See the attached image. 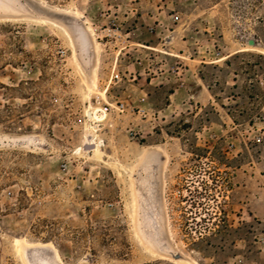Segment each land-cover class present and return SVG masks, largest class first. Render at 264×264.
I'll return each instance as SVG.
<instances>
[{
    "label": "rangeland",
    "instance_id": "obj_1",
    "mask_svg": "<svg viewBox=\"0 0 264 264\" xmlns=\"http://www.w3.org/2000/svg\"><path fill=\"white\" fill-rule=\"evenodd\" d=\"M47 262L264 264V0H0V264Z\"/></svg>",
    "mask_w": 264,
    "mask_h": 264
},
{
    "label": "built area",
    "instance_id": "obj_2",
    "mask_svg": "<svg viewBox=\"0 0 264 264\" xmlns=\"http://www.w3.org/2000/svg\"><path fill=\"white\" fill-rule=\"evenodd\" d=\"M173 20L176 22L179 20V17L177 15H175L173 17ZM118 79H119L118 73H113L111 75V80H118ZM139 103L141 106L136 108V113L139 116H145L147 114V109L145 108V105H144L145 104V98L141 97ZM124 110H125V104L123 102L117 101V102H114L111 104L107 103V105H105L103 108L99 109L98 112H100L102 114H104L105 112H110V111L122 113Z\"/></svg>",
    "mask_w": 264,
    "mask_h": 264
},
{
    "label": "bare ground",
    "instance_id": "obj_3",
    "mask_svg": "<svg viewBox=\"0 0 264 264\" xmlns=\"http://www.w3.org/2000/svg\"><path fill=\"white\" fill-rule=\"evenodd\" d=\"M91 29V28H90ZM96 47V46H95ZM72 60L74 61V63L75 62H77L76 61V49H75V47H74V45L72 44ZM96 81V80H95ZM95 86V85H94ZM92 88H94V87H92ZM92 88H88L87 90H88V92L89 91H91L92 90ZM90 93V92H89ZM87 98H89V96H87ZM90 112V111H89ZM96 118V117H95ZM99 118V117H98ZM94 130V129H93ZM93 140L90 142V143H87V144H85V146H90L91 147V149L90 150H88V152H94V153H96L98 150H99V148H100V142L99 141H97L96 139H95V136L93 135ZM130 207H131V205H130ZM38 246H40V245H38ZM43 246V245H42ZM48 247V246H47ZM47 247H45V248H47ZM43 248V247H42ZM17 253L20 255V253H19V250L17 249ZM42 262V261H41ZM44 262V261H43ZM56 262V261H55ZM45 263V262H44ZM39 264H41V263H39ZM47 264H48V262H47ZM62 264V263H61Z\"/></svg>",
    "mask_w": 264,
    "mask_h": 264
},
{
    "label": "crops",
    "instance_id": "obj_4",
    "mask_svg": "<svg viewBox=\"0 0 264 264\" xmlns=\"http://www.w3.org/2000/svg\"><path fill=\"white\" fill-rule=\"evenodd\" d=\"M249 38H247L246 40H248ZM223 62V61H222ZM226 67H227V65H226ZM232 75H235L231 70H228V71H226V74H225V79L227 80V79H231V76ZM232 82H234V83H236L237 81L236 80H234V79H232ZM226 84H228V82L226 81ZM209 93V92H208ZM201 95H204V92L203 91H201Z\"/></svg>",
    "mask_w": 264,
    "mask_h": 264
},
{
    "label": "water",
    "instance_id": "obj_5",
    "mask_svg": "<svg viewBox=\"0 0 264 264\" xmlns=\"http://www.w3.org/2000/svg\"><path fill=\"white\" fill-rule=\"evenodd\" d=\"M247 44L250 45V46H254L255 45V41L253 39H248L247 40ZM90 149H91L90 146H84V150L88 151Z\"/></svg>",
    "mask_w": 264,
    "mask_h": 264
}]
</instances>
